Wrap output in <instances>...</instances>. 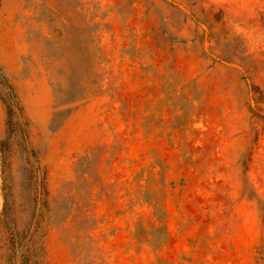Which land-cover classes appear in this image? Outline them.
<instances>
[{
    "label": "rangeland",
    "instance_id": "obj_1",
    "mask_svg": "<svg viewBox=\"0 0 264 264\" xmlns=\"http://www.w3.org/2000/svg\"><path fill=\"white\" fill-rule=\"evenodd\" d=\"M0 264H264V0H0Z\"/></svg>",
    "mask_w": 264,
    "mask_h": 264
}]
</instances>
